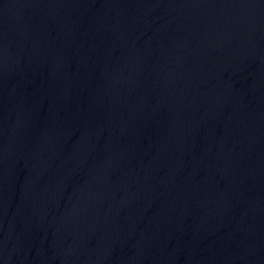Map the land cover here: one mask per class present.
Here are the masks:
<instances>
[{"label": "water", "instance_id": "obj_1", "mask_svg": "<svg viewBox=\"0 0 264 264\" xmlns=\"http://www.w3.org/2000/svg\"><path fill=\"white\" fill-rule=\"evenodd\" d=\"M0 264H264V0H0Z\"/></svg>", "mask_w": 264, "mask_h": 264}]
</instances>
